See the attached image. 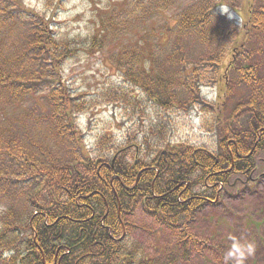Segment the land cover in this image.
Segmentation results:
<instances>
[{
  "label": "trees",
  "instance_id": "obj_1",
  "mask_svg": "<svg viewBox=\"0 0 264 264\" xmlns=\"http://www.w3.org/2000/svg\"><path fill=\"white\" fill-rule=\"evenodd\" d=\"M174 10L172 24L157 25ZM53 16L24 0H0V199L21 203L0 215V264H171L181 244L189 257L198 241L181 229L228 191L257 183L264 0H128L118 20L128 22L101 16L89 50L110 48L109 29L137 34L110 58L124 84L102 96L143 121L128 148L107 133L88 145L79 122L96 101L61 82L81 42L61 36ZM149 106L156 119L145 128ZM196 109L208 117L203 127L217 138L214 150L173 139L172 114ZM139 208L171 231L173 245L161 239L150 255L132 239Z\"/></svg>",
  "mask_w": 264,
  "mask_h": 264
},
{
  "label": "rangeland",
  "instance_id": "obj_2",
  "mask_svg": "<svg viewBox=\"0 0 264 264\" xmlns=\"http://www.w3.org/2000/svg\"><path fill=\"white\" fill-rule=\"evenodd\" d=\"M27 7L36 10L41 14H47L56 20V30L61 36L70 40L78 39L81 42L77 55L69 59L63 70L62 83L69 90L75 92L82 91L88 94V99L95 100L96 106L80 118V125L87 133V143L93 146L97 139L107 133L111 139L124 148L128 145L131 132H135V126H142L144 123L140 117H133L132 112H128L121 107L119 103L103 101L105 91L124 84L119 71L111 62V55L116 56L131 47L136 41V31L129 32V27H124V34L120 35L108 30L106 38L110 48L101 53H95L89 50L86 42L93 35L100 33L99 26L101 16L111 14L116 20H121V13L128 9V0H24ZM227 14L231 21L241 24L237 13L228 9ZM178 10L166 13L164 19H161L157 25L161 26L164 22H172L177 15ZM130 19H124L120 22H128ZM119 22V21H118ZM119 22V23H120ZM110 28V27H109ZM139 41V39L137 40ZM236 42H240L237 38ZM238 44V43H237ZM119 49L116 55L114 48ZM232 60L231 55L225 62L228 64ZM222 72V73H223ZM207 98L217 102L216 92L207 88L204 91ZM100 103V104H99ZM147 122L145 128H149L148 122L156 119L154 109L147 108ZM171 132H174L175 141L190 143L199 148H208L214 150L217 148V138L208 134L204 129L208 117L205 113L193 110L189 114H172ZM136 120L140 122L136 123ZM141 123V124H140ZM151 123V122H150ZM154 122L151 124L153 125ZM138 128V127H137ZM258 165L260 172L254 177L255 184L249 187L239 188L233 192L228 191L226 198L222 203L208 205L198 212L193 220L186 224L181 231L187 230L188 234L193 235L198 243L190 248L189 257L182 254L186 251L181 244L177 263L171 264H224V253L231 246L229 236H234L242 242L251 243L254 246V255L244 259L243 264H264V154L259 155ZM263 172V173H262ZM262 173V174H261ZM260 175V176H259ZM23 201V199H22ZM20 202L13 206L10 202L0 199V215H3L8 209L19 210ZM130 235L132 239L137 240L144 245L145 251L152 255L161 239L168 240V244L173 245L171 231L160 226L150 215L139 208L136 210L131 221ZM229 264H235L230 261Z\"/></svg>",
  "mask_w": 264,
  "mask_h": 264
},
{
  "label": "clouds",
  "instance_id": "obj_3",
  "mask_svg": "<svg viewBox=\"0 0 264 264\" xmlns=\"http://www.w3.org/2000/svg\"><path fill=\"white\" fill-rule=\"evenodd\" d=\"M221 9L224 13H229L226 7ZM228 239L231 241V246L224 253V264H229L230 261H235V264H243L246 257L254 255L255 249L251 243L242 242L241 239L234 236H229Z\"/></svg>",
  "mask_w": 264,
  "mask_h": 264
},
{
  "label": "flooded vegetation",
  "instance_id": "obj_4",
  "mask_svg": "<svg viewBox=\"0 0 264 264\" xmlns=\"http://www.w3.org/2000/svg\"><path fill=\"white\" fill-rule=\"evenodd\" d=\"M200 149H202V150H203V148H200ZM164 156H167V153H166V152H164Z\"/></svg>",
  "mask_w": 264,
  "mask_h": 264
}]
</instances>
